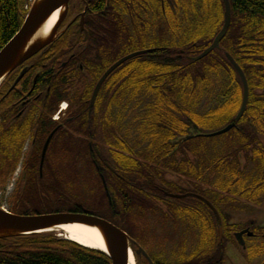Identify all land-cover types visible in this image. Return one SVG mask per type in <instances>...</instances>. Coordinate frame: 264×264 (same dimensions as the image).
I'll use <instances>...</instances> for the list:
<instances>
[{
  "label": "trees",
  "instance_id": "16d2710c",
  "mask_svg": "<svg viewBox=\"0 0 264 264\" xmlns=\"http://www.w3.org/2000/svg\"><path fill=\"white\" fill-rule=\"evenodd\" d=\"M109 1H114L115 11L119 12L115 13L114 21L118 43L126 36L124 16H127L132 27L138 29L137 24H142L141 45L148 52L126 62L127 65L124 63L107 79L99 92L90 128L85 127V122L81 126L74 123L78 118L77 121L82 122L80 117L85 112H79L75 114L78 115L76 119L66 123L63 132L55 134L40 177V151L47 134L52 131V128L47 129L41 143L33 148V156L25 162L26 176L19 180L23 188L13 193L9 211L20 216L77 213L99 217L125 232L142 249L150 247L157 237V227L150 223L152 217L161 218L163 224L176 223L177 220L185 224L189 222L194 227V238L197 240L195 255L189 258H201L208 255L214 235L218 240V224L206 204L189 195L186 197L203 205L215 221L214 229H211L200 210L175 209L168 205L167 213L162 214L156 206L157 202L167 199L164 193H171V188L178 189V195L192 193L200 196L211 203L220 215L225 239L231 237L234 225L227 223L228 217L221 210L234 201L231 196L241 198V193L236 189V158L242 151L246 154L259 152L255 149L261 148L257 139L264 138L262 113L255 114L254 110V114H251L252 111L247 110L245 118L252 115L256 118L248 120L243 127L244 142L230 147H233L234 157H216L218 160L212 166V171L210 163V171L207 169L206 149L184 148L190 141L181 143L180 140L189 135H194L195 140L204 138L196 136L215 132L233 122L242 89L236 73L225 59V53L232 57L245 75L250 94L248 107L258 104L259 96L256 93L259 90L264 92V0H229L232 19L220 49L198 62L190 59L199 56L210 46L223 25L221 0H162L161 5L158 0ZM27 2L0 0V51L21 28L27 15ZM143 31L144 35H152L150 43L143 37ZM138 34L137 31L135 36ZM63 38L58 39L51 48L56 47V43L63 41ZM62 60L57 55L48 60L41 59L28 70L18 85L27 92L32 87L33 79H36L35 90L41 82L50 87L46 107L50 109L48 122L51 124L59 104L67 100L60 98L52 103L62 73L55 77L53 74ZM117 60L109 61L103 71ZM101 73L97 72L94 80ZM43 87L41 85L40 89ZM8 90L9 85L3 93ZM14 94L15 91L8 93L4 102L11 100ZM4 102L1 103L0 99V104ZM8 103L12 107L13 102ZM111 111L113 117L109 121L107 114L110 115ZM4 124L8 123L5 121ZM231 132H236L239 137L236 129ZM28 134L30 131L22 134L12 129L0 140L1 191L5 190L20 164L25 141L31 136ZM73 141L87 145L88 149L91 144L99 153L98 157L90 151L87 153V148L79 149L80 152L85 151V161L93 173L90 181L82 180L79 175L81 165L78 163L65 160L62 162L67 165L65 170L54 167L59 147H64L68 156L73 148L69 142ZM221 146L220 143L214 145V151H219ZM47 171L59 173L56 180L61 190L50 193L47 196L49 204L46 205L44 201L47 199L43 198L48 187ZM214 175H217L214 182L208 180ZM101 178L105 182L110 204ZM202 178H207L205 180L221 191L211 193L214 202L202 194L207 191H201V186L195 184L202 193L188 189L190 183L194 185V181L200 182ZM91 191L92 198L88 200L85 195ZM228 194V197H223ZM246 194L243 192V197ZM60 197L62 200H59ZM185 240L180 250L185 249ZM246 251L247 263L251 264L255 252L251 247ZM216 252L223 255L221 246L216 245ZM257 253H264V244ZM189 258L180 256L177 264H188ZM217 260L212 258L208 263L222 264ZM0 264H111V260L104 253L60 239L53 233H42L0 239Z\"/></svg>",
  "mask_w": 264,
  "mask_h": 264
},
{
  "label": "flooded vegetation",
  "instance_id": "af4514ba",
  "mask_svg": "<svg viewBox=\"0 0 264 264\" xmlns=\"http://www.w3.org/2000/svg\"><path fill=\"white\" fill-rule=\"evenodd\" d=\"M158 1L161 5L162 0ZM96 8H100V10L95 11ZM115 13L119 14V12L115 11L114 1L71 0L68 4V9L65 13L64 19L57 30L58 38L56 41L64 37L63 41L56 43L57 46L51 48L55 44V41L52 45L42 50L26 64L6 77L0 84L1 103L5 101L8 93L15 91L14 96L8 101L13 102L12 107L7 105L9 104L8 102L0 104V140H2L6 134L11 132L12 129H14V132H21L22 134H26L30 131L31 134V136H28V139L25 141L20 164L17 166L12 176L16 177L11 182V187L14 193H18L23 188L20 185L21 183L19 180L22 176H26L25 173L27 169L25 167V162L33 156L35 152V149L33 148L37 144L39 145L41 143L44 135L47 133V129L52 128V131H56L55 134L61 131L63 132L66 129V123H71L74 119H76L78 115L76 116L75 114L79 112H85V114L80 117L82 122L77 121L79 119L78 118L74 123H80L79 125L81 126L82 123L85 122L87 124L85 125L86 128L91 127L90 119L96 111L97 98L104 84L101 86L94 106L89 113L91 95L100 77L107 70L103 71V68L112 58L116 45L114 40ZM127 22L128 19L125 20V24H127ZM55 55H57L58 58L62 57L63 60L57 67L56 73L53 74V77H55V75L62 73L60 76V83L57 86V95L53 97L52 103L56 102L60 98H66L67 100L65 102L68 105V109L65 113L60 115L58 121L51 124L48 122L50 109L49 107H46L50 87H48L46 83H39V88L35 90L36 79H33L32 87L27 92L18 87L20 82L13 90L10 91V88L14 81L18 78L21 71L25 70L26 74L28 70L34 67L37 62H40L41 59L48 60L49 58H53ZM97 72L102 73L97 80H94ZM109 77L110 76H108V78ZM11 80H13V82L10 85ZM7 85H9V90L4 94L3 91ZM41 85L44 86L42 89H40ZM91 86H93L92 89H90ZM256 94L259 96V102L257 105L249 108L248 102L250 94L248 88V100L245 112L242 118L235 124V129L239 133L238 141L241 144L244 142L242 132L243 127L248 124V120L256 118V116L254 117L253 115L251 118H245L244 115L247 113V110L252 111L251 114H254V110H256L255 114L262 113V120H264V92L263 90H259ZM242 97L243 89L238 111L242 104ZM112 117L113 111L110 112V115L109 113L107 114V119L109 121L112 120ZM5 121L8 124L3 125V122ZM18 124H20L19 127L17 126ZM51 132L47 134L44 143ZM257 141L261 144V148H256L255 150L259 152L246 154L242 151L236 158L235 172L238 175V186L236 189L238 193H241V198L239 199L241 205L239 208L242 212L247 211L250 213L248 217L244 218L245 221L241 222L240 218L242 217V213L238 212V219L240 220V225H243V227L237 233L245 232L242 235V238L245 242L246 249L248 246H251L255 252L253 261H257V264H264V253H257L264 244V138L261 137L257 139ZM89 145L92 146L91 144ZM41 152L42 149L39 155L40 158ZM90 153H95L99 157V153L94 147ZM112 172L114 175L118 176L115 171L112 170ZM243 192H247L244 197ZM190 209L192 210V208ZM225 213L228 214L227 220H229L231 218V213L228 212L227 208H225ZM178 221L179 220H177L176 223L171 224L173 231H181L176 233L178 234L176 243H178L179 248L175 251V253L170 251L171 256L177 258L180 256L193 258L192 256L195 255L196 247L194 227L192 226V223L187 222V224H185L182 221H180V227H178ZM150 222H153L154 224L159 222L160 226L163 224L162 219L157 217H152ZM184 239H186L185 249L180 250V246L182 245ZM133 242V250L135 252L134 256L137 264H162L158 258L153 255V248L156 250L158 249L159 251L160 248H165L168 241L165 244L159 242L160 248L155 246L153 242L150 247L141 248L142 253L139 252V245L134 240ZM150 252L153 257L150 256ZM203 264L206 263L204 262Z\"/></svg>",
  "mask_w": 264,
  "mask_h": 264
},
{
  "label": "water",
  "instance_id": "95a60500",
  "mask_svg": "<svg viewBox=\"0 0 264 264\" xmlns=\"http://www.w3.org/2000/svg\"><path fill=\"white\" fill-rule=\"evenodd\" d=\"M71 0H36L28 12L27 17L19 29V31L14 35V37L4 46L0 51V84L1 82L14 72L17 68L22 66L24 63L29 61L31 58L36 56L44 48L51 45L57 38V30L64 19L65 13L68 9V4ZM223 4V25L221 30L213 39L211 45L205 49L199 56L191 58L193 62H198L207 57L210 53L220 48V43L225 37L230 24H231V7L229 0H221ZM55 12L58 13V21L52 27L49 34L45 37H38L37 34L40 31L43 24L52 16ZM146 54V51L136 52L128 55L107 69V71L102 75V77L97 82L90 99L89 113L94 106L97 94L105 82V80L110 76L117 68H119L125 62L142 56ZM225 58L237 74L243 89L242 104L240 109L234 119V123L228 125L221 131L216 133L203 135L201 137H217L226 134L231 129L235 127L241 117L243 116L248 100V85L245 76L236 64V62L230 57L229 54H225ZM25 70H23L18 78L12 85L11 90H13L20 80L23 78ZM53 131L44 143L41 152L39 172L42 175V168L45 159V155L51 139L54 135ZM194 136H188L182 141L190 140ZM102 184L104 191L108 197V192L106 189L105 182L102 178ZM168 197L172 199H181L183 196L167 194ZM203 200L202 198H199ZM109 200V197H108ZM110 201V200H109ZM208 207L213 211L215 216L218 218V223L220 224V218L216 210L212 205L206 202ZM65 225H82L90 228L97 229L102 236L106 247V254L111 260V264H128L129 263V252L133 251L134 242L120 229L112 225L111 223L90 215L84 214H51V215H41V216H17L3 211L0 208V239H8L14 237H22L39 234L41 232H50L55 229L65 226ZM245 232L236 234L234 237L239 242L241 246L244 245L242 240V235ZM223 230L219 228V238L222 239ZM142 253V251H140ZM144 253V252H143Z\"/></svg>",
  "mask_w": 264,
  "mask_h": 264
},
{
  "label": "rangeland",
  "instance_id": "374dc122",
  "mask_svg": "<svg viewBox=\"0 0 264 264\" xmlns=\"http://www.w3.org/2000/svg\"><path fill=\"white\" fill-rule=\"evenodd\" d=\"M36 0H28L27 2V7L31 6ZM128 19L127 22V31H126V36H124V40L120 43H118V38H116L115 34H114V40L116 42L115 45V49L113 52V56L110 59V61H115V60H120L128 55H131L133 53L136 52H143L145 49L144 47L141 45V30H142V24L138 23L137 24V28L132 27V23L129 20V17H125V20ZM139 32L140 34H138L137 36H135L136 32ZM145 31H143V37L148 40V43L153 39L152 35H144ZM150 34V33H149ZM117 60V61H118ZM131 61V60H130ZM128 63H126L127 65ZM222 145L219 149V151H214L213 146L219 144ZM239 143L238 141V135L236 134V132H229L228 135L225 134L222 136H218V137H214V138H200V139H193L192 141L190 140V142H187L183 147L186 148L188 146H190V148H195L196 150L201 151L202 149H206V153L205 156L207 158V169L208 171H210V166L209 163L211 164V171H212V166L217 162L218 159H215L216 157H221V158H230V157H234L235 152L233 151V147L230 149L231 146H235ZM190 144V145H189ZM69 146H72V150L70 153H68V156L65 154L66 149L63 147L61 148V146L59 147L58 151L56 154H59L58 157L56 158V161L54 163V167L56 168V170H60V168L62 167L63 170H65V168L67 167V165L65 166V163L62 164L63 161L68 160L69 163H74L78 165L80 167V172L79 175L81 176L82 180H84L85 182L90 181L93 177V173L92 171L88 168V165L86 163V155H85V151H90L88 149L87 145H81L79 141H73V143L69 142ZM224 146V148H222ZM80 147H82L83 149L87 148L85 151H79ZM90 148V147H89ZM230 149V150H229ZM93 150V147H92ZM79 161V162H78ZM60 163V164H59ZM62 164V165H61ZM77 165V166H78ZM48 172V171H47ZM59 173L57 171H55V173L53 172H48L46 174V184L48 187H46V193L43 199H47V201H44V203L49 204V199L47 198V196L50 193L53 192H57L60 191V185L59 182H57L56 177ZM169 177V176H168ZM215 177H217V175H214L212 178L208 177V180L214 182ZM196 179V178H195ZM207 179V178H205ZM204 178H202V180H200V182H196L194 181V185L192 183H190V185L188 186L189 189L191 190H196L197 192H201V191H210L209 193L205 192L202 193L204 196H206L211 202H214L215 199L213 196H210L211 193L213 192H221L218 191V189L213 186L212 184L209 183V181L205 180ZM213 179V180H212ZM201 186V191L198 190V188L195 186ZM21 186H23V183H21ZM186 186V187H187ZM178 191L175 189H170V194H176V192ZM13 190L10 191H3L0 192V206L3 207L6 211L9 212L10 206H11V202L13 201L12 196H13ZM59 196V195H56ZM54 196V197H56ZM228 195H223V197H228ZM231 196V194H230ZM232 198H234V201L232 200V202L229 204V206H227L226 208L228 209V212L231 213V218L228 220L229 224H233L234 227L232 228V230H234V232H238L243 225H240V220L238 219V212L242 213V217L241 222L245 221V217H248L250 215V213L246 212H242L241 209L239 208L241 203H240V197H235V196H231ZM85 198H87L88 200H90L92 198V191L87 193L85 195ZM59 200H62V198L60 197ZM214 200V201H213ZM155 206H156V202H154ZM171 206L174 207L175 209L178 208H193V210H200L201 214L204 215L207 218V222L209 223V226L211 227V229H214V225H215V221L214 219H212V217L210 216V214L208 213V211L203 207V205H201L199 202H197L195 199L193 198H184L181 200H175V199H170L167 198L164 201L161 202H157V206L160 210L162 214H166L167 213V206ZM222 212V210H221ZM228 215V214H226ZM233 218V219H232ZM151 225L154 227L156 226V239L154 241V245L160 248L159 242H164L162 244H165L167 241L168 243H166L165 248H160L159 251L158 249L156 250L155 248H153V252H154V256H156L158 258V260L162 263V264H177L178 258L177 257H173L171 256L170 251H172V253H175V251L179 248L177 239L178 238V232L181 231H173L171 224L170 223H166V224H162L160 226L159 222H156L155 224L153 222H150ZM159 224V225H158ZM178 227H180V220L178 221ZM195 233V232H194ZM57 237H59L56 234ZM200 237V236H199ZM61 238V237H59ZM63 239V238H61ZM167 240V241H166ZM197 244V240H195V245ZM216 245L221 246V252L223 254V258L221 254H217L216 252ZM147 246V245H146ZM144 248H148L144 247ZM162 255H160V254ZM245 251L241 250L240 247L237 246V244L232 240V239H224L222 240V243L220 245L219 243V239L216 240L215 239V235L213 237L212 243L210 244V250L208 255H203L201 256V258H195V259H189L188 260V264H202V262H205L206 264H209L208 261H210L212 258L214 259H218L216 262L218 261H222V264H247V257L245 256ZM177 254V253H176ZM175 254V255H176ZM150 256H152V253L150 252ZM261 260V259H260ZM259 260V261H260ZM143 262V260H142ZM134 264L136 263V260H134ZM253 264H257V261L253 262Z\"/></svg>",
  "mask_w": 264,
  "mask_h": 264
},
{
  "label": "bare ground",
  "instance_id": "6f19581e",
  "mask_svg": "<svg viewBox=\"0 0 264 264\" xmlns=\"http://www.w3.org/2000/svg\"><path fill=\"white\" fill-rule=\"evenodd\" d=\"M58 13L59 12H55L52 16L48 18V20L43 24L40 31L38 32V37H45L49 34L50 30L57 21ZM51 232H54L59 237L67 241L73 242L77 245H80L84 248L104 253L106 252L104 241L97 229L82 225H65ZM128 264H134V260L131 254H129Z\"/></svg>",
  "mask_w": 264,
  "mask_h": 264
}]
</instances>
